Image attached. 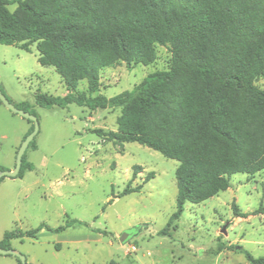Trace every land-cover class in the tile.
Returning <instances> with one entry per match:
<instances>
[{
  "label": "trees",
  "instance_id": "16d2710c",
  "mask_svg": "<svg viewBox=\"0 0 264 264\" xmlns=\"http://www.w3.org/2000/svg\"><path fill=\"white\" fill-rule=\"evenodd\" d=\"M14 4L11 12L8 6ZM32 43L39 63L54 67L68 89L63 97L37 93L38 106L119 108L118 132L98 133L179 162L176 211L159 235L172 236L170 228L177 229L187 203L227 190L235 174L264 170V90L256 85L264 77V0H0V44L30 52ZM157 46L170 48L169 70L149 74L132 91L96 95L105 67L119 61L149 66ZM83 80L87 91L75 92ZM16 106L36 115L28 102ZM33 130L34 125L27 136ZM29 147L37 149L35 139ZM26 155L19 178L34 170ZM140 190L127 187L122 195ZM233 211L247 216L235 203ZM256 213H264V204ZM44 228L66 230L42 224L7 231L0 247L12 249L14 239H38ZM224 248L220 243L211 252ZM245 255L251 264H264V256Z\"/></svg>",
  "mask_w": 264,
  "mask_h": 264
},
{
  "label": "rangeland",
  "instance_id": "374dc122",
  "mask_svg": "<svg viewBox=\"0 0 264 264\" xmlns=\"http://www.w3.org/2000/svg\"><path fill=\"white\" fill-rule=\"evenodd\" d=\"M17 4L9 5L14 12ZM19 44L18 46H20ZM149 65L128 67L123 61L103 69L96 95L108 98L132 91L149 74L171 68L169 47L157 46ZM37 43L30 52L0 44V87L13 104L28 102L40 130L37 149H27L34 170L22 178L0 181V241L7 231L23 232L42 224L38 239L11 241L29 264H251L245 252L264 256V170L235 174L230 187L199 203H187L182 217L161 236L176 211L177 160L139 143L117 144L103 133L118 132L121 109H96L70 104L50 109L36 104L39 92L65 96L68 89L54 67L42 66ZM264 90V77L256 81ZM80 81L75 92H86ZM34 123L0 103V167L13 171L18 150ZM135 166H140L134 174ZM153 174L152 179H147ZM139 192L122 195L128 188ZM246 217H236L233 204ZM97 230L107 232L97 233ZM123 234H128L121 243ZM224 244L219 254L211 250ZM240 247V249H237ZM0 264H18L0 255Z\"/></svg>",
  "mask_w": 264,
  "mask_h": 264
},
{
  "label": "water",
  "instance_id": "95a60500",
  "mask_svg": "<svg viewBox=\"0 0 264 264\" xmlns=\"http://www.w3.org/2000/svg\"><path fill=\"white\" fill-rule=\"evenodd\" d=\"M0 101L13 113L19 114L23 118L32 121L34 123L33 132L26 137V139L23 141V143L21 144L18 150L15 169L13 171H9V170L0 171V179L6 177L16 178L21 171L23 157L26 154L27 149L29 148L31 142L36 138L40 130V123L36 115L31 114L30 112H27L25 110L19 109L15 104H13L8 99V97L2 92L1 88H0ZM127 238H128V234H123V236H121L120 238L121 243H125ZM237 249H240V247H237ZM0 255L14 256L20 259L21 264H29L27 261V257L14 249H3L0 247Z\"/></svg>",
  "mask_w": 264,
  "mask_h": 264
}]
</instances>
